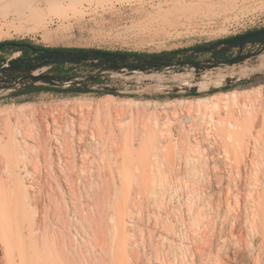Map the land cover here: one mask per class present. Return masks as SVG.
Here are the masks:
<instances>
[{"label":"rangeland","instance_id":"374dc122","mask_svg":"<svg viewBox=\"0 0 264 264\" xmlns=\"http://www.w3.org/2000/svg\"><path fill=\"white\" fill-rule=\"evenodd\" d=\"M45 1L37 0L30 5L15 6L0 0V42L26 40L51 48H97L159 53L190 49L196 45L219 41L264 27V0H129L105 5H98L95 1L80 0L75 3L78 9L70 10L65 17L51 16L47 17L48 20L39 19V21L36 8L43 7ZM18 55H20L18 51L0 50L1 59L14 58ZM251 62L252 60H247L241 65L209 71L202 78H192L193 83L197 81L202 83L197 85L200 90L196 95H190L191 92L187 91L176 93L166 91L180 84L184 87L187 77L176 74H155L154 77H150L151 74H136L129 77L113 75L104 78L101 84L117 87L119 90L115 92L116 94L107 93L97 85L87 93L36 91L18 95L15 93L16 90H1L0 108L9 107V109L0 113V122L4 123L8 116L14 121L16 114L20 113L19 106H24V111L27 113L25 115L29 114L28 117L35 123L37 132L44 138L45 133L48 137L50 132L56 130V125L53 124L54 117L59 123H64L67 116H76L71 111L55 110L57 104L67 99L94 101L91 105H95L98 100L106 101L109 97V100L115 98L114 102L130 99L129 101L148 104L146 114L144 111L147 119L142 118L143 122L146 121L143 131L134 135L131 131L134 127L133 116L136 111V107L131 105L133 103H129L130 105L120 112L103 109L104 111L99 110L100 112L95 111L92 114L94 111L90 110L91 116H98L100 120L107 119L100 136L106 143L103 161L99 160V154L92 149L90 128L86 129L82 135V143L78 144L81 148H86L87 162L90 165L105 163L107 168L111 169V166L121 164V169L130 168L136 172V174L134 172V182L129 181L132 194L117 197L111 195L102 217L100 214L94 216L97 217L100 226L106 227L105 233L108 234L110 229L108 227L112 225L107 218L113 216L116 220L118 218L124 222L130 233L135 234L134 238L138 242L133 264H161L162 260L160 256L157 257V250L162 256L164 252L168 256L166 259L172 261L175 256L177 261L181 262L185 261L186 249H191L197 255L196 243L200 230L191 228L195 216L205 214L206 217L200 223L203 229L210 231L211 227L217 225L212 215L216 203L223 208L226 193L230 192L228 195L236 196L239 183L244 185L243 192H248L245 184L255 186L256 183L264 180V74L249 82L227 86L220 83L225 77L222 79L219 77L220 74L232 77L240 73L243 68L251 67L249 66ZM261 63L264 64V57L253 66L260 67ZM45 72L50 73V70L46 69ZM74 72L81 76L92 73L93 69L80 67ZM203 84H216L217 88L210 90L204 88ZM258 88H261L262 94L246 103L242 98L237 104L228 101L226 105L222 102L215 108L208 106L186 110L188 109L186 100H197L199 97L209 99L234 90L254 91ZM109 100L107 99L108 102ZM248 103L252 105L251 112L247 110L250 107ZM12 111H16L14 115ZM39 116L42 118L40 119ZM38 121L41 124L37 123ZM47 123L48 128H45L44 124ZM120 123L125 125L127 130L130 129L129 141L124 140L122 136L120 138L117 126ZM2 131L1 128L0 133ZM113 131L115 137L117 136V142H112ZM74 135H80L79 128L75 129ZM4 137L7 139L6 135ZM113 155L117 156L115 164L112 163ZM142 163L149 164H147L150 175L148 178H152V189H155V192L158 190L157 193H153L156 194L155 197L143 184L145 178L142 176ZM153 163L156 165L159 163L160 168L157 167L159 171L153 167ZM44 167L41 164L40 170L36 171L34 165L29 163L27 177L30 181L34 180L35 187L42 188L49 183L56 187L60 182L65 188L64 176L57 172L58 179L54 180L46 175L47 168ZM158 173H161L160 176ZM115 179L114 185L122 187L123 184H127L123 181L120 184L122 179L117 177ZM85 202L89 203L91 199L85 198ZM207 203L208 205L211 203L209 208ZM208 216L211 224L207 221ZM170 228L174 231L172 232ZM107 234L105 240L109 242L110 237ZM125 241V234L121 232L117 246L120 257ZM161 241H164L163 246ZM126 242L128 244L129 240ZM194 258V264H201L198 255ZM105 261L102 259L103 263ZM92 264H94L93 259Z\"/></svg>","mask_w":264,"mask_h":264},{"label":"bare ground","instance_id":"6f19581e","mask_svg":"<svg viewBox=\"0 0 264 264\" xmlns=\"http://www.w3.org/2000/svg\"><path fill=\"white\" fill-rule=\"evenodd\" d=\"M36 1L4 0L5 4H13L15 6L30 5ZM79 1L46 0L42 4L43 7L37 2V5L40 6V8H36L39 15L38 20L41 19L43 21L51 16L65 17L70 10L78 9L75 3ZM86 1H95L98 5H105L114 3L115 1L123 2L129 0ZM262 68H264V64L260 67H246L240 73L233 76H246L250 72L258 71ZM176 75L187 77L183 84L184 87L193 84V75L191 73H177ZM149 76L154 77L155 74ZM219 77L222 79L226 76L225 74H220ZM197 85H202V83H197ZM208 86L209 84H203L204 88H208ZM261 91V88L254 91L234 90L230 93H222L220 96H212L209 99L199 97L197 100H186V102L188 101V109L186 110L208 106L215 108L222 102L226 105L228 101L237 104L242 98L246 103V101H252L257 96H260L262 94ZM108 96L114 97L113 95ZM107 99L109 100V97ZM107 99L106 101L98 100V102L96 101L97 103L95 102L96 104L92 103L95 105H91V102L94 101L88 102L81 99H67L60 102L55 106V110L71 111L76 116H67V120L64 123H59L57 118L54 117L53 124L56 125V130L52 133L50 132V136L48 137H46L45 133L44 138L37 132L35 123L28 117L29 114L25 115L24 106H19L18 111L20 113L16 114L14 121L8 116L4 123L0 122V129H3L0 133V264H92V259L94 264L134 263L138 242L134 238L135 234L130 233L126 229L124 222L118 218L116 220L113 216L107 218L109 219L108 222L111 221L109 223L112 224L108 227L110 229L107 234L105 233L107 230L104 229L106 227L103 228V226H100V222L94 216L100 214L102 217V212L108 206V198L111 195L117 197L119 195L130 196L132 194V186H130L129 181L135 179V171H132L130 168L121 169V164L119 165L120 167L118 165L111 166V169H108L105 163H99L94 166L90 165L87 162L86 148H81L78 143H82L83 133L87 128H90L92 131L90 137L92 149L99 154V160L103 161L105 158L103 153L105 148L104 144L106 143L100 136L105 124L104 122L107 119L100 120L98 116H91L90 113L92 111L90 110L92 109L94 111L92 114L95 111H104L103 109L120 112V110L124 111L127 105L133 103L131 105L136 107L133 116L134 121L132 119L134 127L131 130L134 135L135 133H141V130L143 131L144 123H146L143 120L147 119L144 111L146 114V105L148 104L134 100H131V102L129 101L130 99L114 102L115 98L108 102ZM125 103L127 104L125 105ZM248 104L250 107L247 110L250 111L252 105L250 103ZM31 107L33 108V106ZM6 109L8 110L9 107L5 109L0 108V113ZM11 110L13 109L11 108ZM15 112L12 111V115ZM96 114L98 113L96 112ZM120 124H117L120 138L122 136L124 140L129 141L128 135L131 133H128L130 129L127 130L125 125ZM44 126L48 128V123L44 124ZM77 128L80 129V135L75 136L74 132ZM40 130H42L41 126ZM4 135H6L7 139H5ZM113 136L114 138H111L113 139L112 142H117V136L115 137L114 131ZM29 139L32 141H29ZM116 158L117 156L112 157V163H117ZM30 162L34 165L36 171L40 170L41 164L45 166L47 168L46 175L54 180L58 179L57 172L61 173L64 176L65 188L63 187L64 185L62 186L58 182L56 187L49 183L48 185L45 184L42 188L37 186L39 187L37 189L34 180L30 181V178L28 179L27 177ZM155 163H153V167L157 170L159 163L158 165ZM147 164L142 163L141 166L143 167L142 176L145 178L143 184L146 187L145 189H148L153 194L155 189H152L153 186H151L152 178H148L150 175L148 174ZM115 177L120 180L122 179L120 184H122V181L123 183H127L125 185L123 184L124 188H122L123 186H117V184L114 185L116 182L114 181L116 180ZM124 178L125 180H123ZM128 184L129 186L127 187ZM157 184L159 185V183ZM245 186L248 192L244 193V185L243 183H239L236 196L228 195L230 192L226 193V202L223 208L218 203H216V207L213 206L215 207L212 213L213 220H215L217 225L211 227L210 231L205 230V228L203 229L200 223L206 217L205 214L193 218L191 228H196V231L200 230V235L197 236L198 243L196 244H198V260H200L201 264H264V180L256 183L255 186L253 184H245ZM58 190H60V194H58ZM137 193L139 194V192ZM85 198L91 199V202L86 203ZM189 206H191L190 203ZM209 220L210 217L207 221L211 224ZM103 223L106 226V221ZM107 226H109L108 223ZM121 232H124L125 240H129V243L126 244L127 242L125 241V244L122 246L123 253L120 257L117 252V246ZM106 234L110 237V241L107 239L109 242L105 240ZM161 245H164V241ZM178 250L180 249L178 248ZM156 252L157 257L160 256L159 258L162 260L161 264H194V256H197L196 252L191 249H186L185 261L182 260L180 262L177 261L175 256L174 260L171 261L166 259L167 255L164 252L163 256L158 250ZM102 259L106 260L105 263L102 262Z\"/></svg>","mask_w":264,"mask_h":264},{"label":"water","instance_id":"95a60500","mask_svg":"<svg viewBox=\"0 0 264 264\" xmlns=\"http://www.w3.org/2000/svg\"><path fill=\"white\" fill-rule=\"evenodd\" d=\"M9 44L13 46L20 45L15 43ZM27 46L32 49L33 55L0 60V91L27 89L39 85L52 87L80 86L83 88H92L94 85H97L101 90L117 92L119 90L117 87L110 86L109 84H94V82L113 75L129 77L136 74L174 75L177 73H191L193 78H202L209 71L241 65L253 58L256 59L249 63V66L257 65L264 54V27L234 35L211 44L187 49L190 54L211 53V56L206 59L196 60L180 59V56L174 55V51L144 55L120 53L97 48L38 49L29 44ZM254 46L256 48L253 51L242 52L245 47L251 49ZM3 47H5V44H0V48ZM235 49H238L239 53L232 57L216 58L219 54ZM59 65L79 66L93 69V72L76 77L45 72L46 69ZM262 74H264V70L253 71L242 77L227 76L220 83L225 86L233 83H243ZM197 82H192L193 85L185 87H182L180 84L171 89H166V91L196 93L200 90ZM208 88L214 90L217 86L216 84H211Z\"/></svg>","mask_w":264,"mask_h":264},{"label":"trees","instance_id":"16d2710c","mask_svg":"<svg viewBox=\"0 0 264 264\" xmlns=\"http://www.w3.org/2000/svg\"><path fill=\"white\" fill-rule=\"evenodd\" d=\"M213 42H215V41H213ZM213 42H207V43H203V44L196 45V46L211 44ZM9 43H15V44H20V45L13 46ZM0 44H5L4 49H9L10 51H12V50L22 51V52L25 51V53H27L29 50L27 48L28 47L27 44L32 45L33 47L38 48V49H40V48L50 49L51 48V47H42L41 45L33 44V43L26 41V40H6V41L0 42ZM53 48H57V49H81V48H66V47H53ZM102 50L115 51V52H120V53L144 54V55L168 53V52L148 53V52H137V51H127V50H110V49H102ZM180 50H187V49H180ZM180 50H176L174 52L179 53V52H181ZM78 68H80V67L79 66L59 65V66L51 67V68H49V70H50V73H53V74L69 75V76L76 77V76H78V74L75 73L74 70L78 69ZM102 82H103V79H99L96 82H94V84H100ZM36 91H54V92H60V93L61 92L87 93V92H91V88H89V87L83 88L80 86L79 87H52V86H48V85H39V86L27 88V89H19V90H16L15 93L19 95V94H25V93H30V92H36ZM105 92L116 94L115 92H109V91H105ZM190 95H196V93H190Z\"/></svg>","mask_w":264,"mask_h":264},{"label":"flooded vegetation","instance_id":"af4514ba","mask_svg":"<svg viewBox=\"0 0 264 264\" xmlns=\"http://www.w3.org/2000/svg\"><path fill=\"white\" fill-rule=\"evenodd\" d=\"M215 42H217V41H215ZM4 48L5 47L0 48V50L4 49ZM27 48L29 49L27 53H25V51L24 52L18 51V52H20V55H18V56L27 57V56H30V55L34 54L30 47H27ZM255 48H256V46L252 47L251 49H249V47H245L242 52L245 53L248 50L253 51ZM238 53H239V50L235 49V50H231L229 52H225L223 54H219V55L216 56V58H218V59L228 58V57H232V56H234V55H236ZM174 55H178V56H180V59H184V60H196V59H206V58L211 56V53L210 52H206V53L190 54L189 50H187V51H183V52H179V53H174ZM261 57H264V54ZM255 59L256 58H253L252 61H254ZM0 60H1V58H0ZM218 69H221V68H218ZM218 69H216V70H218ZM253 79H255V78H253ZM246 82H249V80L246 81Z\"/></svg>","mask_w":264,"mask_h":264}]
</instances>
